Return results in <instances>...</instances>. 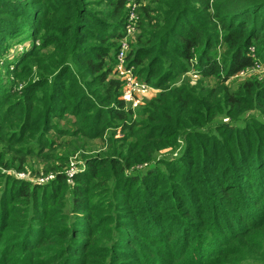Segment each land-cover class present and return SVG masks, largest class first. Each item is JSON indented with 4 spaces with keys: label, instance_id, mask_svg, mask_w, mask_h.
I'll use <instances>...</instances> for the list:
<instances>
[{
    "label": "trees",
    "instance_id": "obj_1",
    "mask_svg": "<svg viewBox=\"0 0 264 264\" xmlns=\"http://www.w3.org/2000/svg\"><path fill=\"white\" fill-rule=\"evenodd\" d=\"M67 1L62 8H41L37 18L44 38L25 56L32 65L17 64L11 73L15 79L29 78V84L17 82L26 84V95L20 98L16 84L10 89L0 85V143L16 158V171L23 172L27 156L46 158L43 136L36 151L22 145L23 140L35 133L32 129L55 128L51 118L60 120L63 113L75 118L78 133L85 137L100 138L107 129H118L122 136L107 139L110 146L98 158H86L83 172L72 176V187L62 172L43 186L7 178L0 188V264H264V157L259 168L247 166L241 182L244 196L237 184L222 181L221 174L195 205H187L188 191L180 190L189 182L184 180L186 165L202 188L207 181L203 168H195L202 163L199 148L206 141L216 144L215 135L206 132L234 133L217 118L238 109L242 115L247 99L264 115V84L246 82L241 92L225 85L252 64L245 49L264 46V0H98L107 8L100 13L102 20L113 26L104 29L105 23L97 27L86 13V0ZM131 1L139 6L137 33L126 60L140 81L158 91L139 121L129 119L122 82L113 73L115 60L107 51L113 42L106 45L120 38ZM60 10L76 14L68 19ZM0 15L12 16L3 8ZM217 29L224 33L221 42L234 51L228 68L206 50L218 39ZM190 70L199 79L192 86H176ZM205 78L216 82L204 84ZM16 126L17 135L11 131ZM179 144H187L194 157L183 154L175 163L178 183L167 182L170 174L153 166L148 174H132L141 160L170 166L158 159L159 152L178 150ZM148 185L149 196L132 197L141 188L145 193ZM158 197L167 202H156ZM210 197L213 214L203 204ZM240 204L251 209L244 212ZM210 216L218 228H209ZM202 230L207 232L201 237Z\"/></svg>",
    "mask_w": 264,
    "mask_h": 264
},
{
    "label": "rangeland",
    "instance_id": "obj_2",
    "mask_svg": "<svg viewBox=\"0 0 264 264\" xmlns=\"http://www.w3.org/2000/svg\"><path fill=\"white\" fill-rule=\"evenodd\" d=\"M67 2V0H53V2L49 3H46L45 0H0V8L5 9L10 14H12L10 18L6 15H0V19L4 18V21L0 22V30L3 31L0 32L1 87H3L4 89H10L15 86L14 84H16L17 90L21 89L18 92L20 98H23L24 95H26V92L24 93L26 84L17 82H26L27 84H29V78L26 79L24 76H21L20 78L15 79L13 74L11 73L15 70L17 64H25L26 67H31L32 63L29 59H26L25 56L28 54L30 49L34 47L33 45H35L36 41L39 42L40 38H44V35L42 33L43 31L39 29L40 21L37 18V14L44 5L48 8H52L56 7L57 4H60V7L58 8H62V6L66 5ZM85 2H88V4H90L86 7V13L91 17L94 25L98 27L102 26L100 23H105L106 25L102 26L103 29L112 26L110 20H102L100 16V13H104L107 11L106 6L100 4L98 0H86ZM138 7L139 6L132 1L127 5L120 38L115 40L110 39L106 43L107 45L113 42L107 51L108 54L115 60V63L117 62L118 51L123 50L124 54L127 55L132 50V45L135 42V35L137 33L136 11L138 10ZM60 11L59 14L68 19L72 17L74 18L73 14H76V12L64 13L62 11L61 12L63 14H61ZM79 20L82 23L86 22L83 17H79ZM44 25L48 27L49 24L45 23ZM214 34L219 39V37L224 33L222 30L217 29ZM218 39H214L216 40V42H213L212 44L207 46V53L213 59H215L216 62H220L224 64L225 68H228L229 63L234 56V51L227 49L226 46L221 42V40ZM198 54H200V52H198ZM245 55L250 59L252 64L244 70H241L231 76L230 79L225 83V85L234 92H241V90L243 91V85L246 82L264 84V46L250 45L245 49ZM259 55L262 56V58L258 57ZM111 76L113 77V74H111ZM198 79L199 77L197 76V74L190 70L186 75L179 77V80L175 83V85L181 86L185 84V86H192ZM32 82L30 84H32ZM215 82V79H204V84L208 83L209 85H212ZM149 88L151 90L146 95L141 97L140 104L137 103V105L134 106H132L131 104L127 105L131 110L129 119L139 121L144 118L141 114L143 108H145L148 102H150V100L158 94L157 90L152 89L151 87ZM245 97L248 98V96ZM246 102L248 105L244 109L242 115L241 109H238L229 111L228 117L226 118H221L222 116L217 118L218 121L221 120L222 125L225 126V124H227V126L234 130V133L232 135L224 131L220 133L214 128L206 132L210 136L215 135L216 144H210V142L206 141L207 144L199 148V150L203 152V156L201 157L202 163L197 164L195 168H197L198 170L203 168L202 170L205 171L204 175H209L207 181H205V185L203 186L204 189L202 188V184L199 181H193L192 176L194 172H189L188 166H185L184 180H189V182H183L180 190L183 191L184 189H186L188 191V194L184 195L185 197H188L186 198L187 205H195V201L198 200L199 194H204V191H207L208 188H210V182L215 181L213 179L217 178V174H221L220 179L222 181L237 184V192H239L240 196H244L246 194L243 193L244 181L242 179V176L247 173V166L249 167L251 165L253 168H259L260 165L263 164L262 158L264 157V151H261L262 147V149L264 150V115H260L258 112H256L255 108L249 105V103L251 102L248 99ZM260 104L262 108L261 111L264 112V103L261 102ZM227 108H225L223 111L225 116L227 115ZM248 119H251V121L247 122ZM51 121L57 131H62L66 134H64V136H59L57 132H55V128H44L43 131H40L42 129L36 131H34V129L30 130L31 132L35 133H30V135H28V137L23 140L22 145L26 146L27 149L31 147L34 151H36L38 149L40 137L43 136L45 149L42 151V154H44L46 158L27 156L23 172L16 171V169L18 168L16 158H14L11 154H6V145H4V143H0V173L3 174L0 177V188L1 185L4 186L8 181L7 178H13L17 181L22 180L27 183L37 184L39 186L50 184L55 181V172L64 173L67 177L66 183L68 184V186L72 187L74 185V183L72 182V176L83 172V170L85 169L86 158H98V156L100 154H104L106 152V149L110 146L107 139L111 137L115 140H119L122 136L121 132H119L118 129L115 130L114 133H111V130L107 129L100 138L93 136L85 137L82 134L78 133V125L76 124V120L68 113H63L60 120L54 117L51 118ZM256 124H259L263 128L256 130ZM11 131H13L15 135H17L19 134V127L16 126ZM69 133H76V136L72 137L69 135ZM180 145L181 144H179V146ZM256 146L258 153L256 150ZM2 153L3 155H1ZM159 153L160 154L158 155V159H160V157L161 159L164 158L167 162H169L170 166L164 167L162 164L156 163V160L148 162L141 160L138 161L139 163H137L132 168V174H148L149 169H151L153 166V169L156 168V170H158L162 175L167 176V173L170 174L168 176V179H166L167 182L173 181L178 183L179 180L176 176L180 170L176 169V167L180 162L179 159L183 154L187 157H194L188 152V145L182 144L181 148L179 147L178 150L172 151L164 149ZM206 154L209 155L205 156ZM12 160L15 162H13ZM172 160H175V162ZM127 172L129 173V171ZM195 173L198 175L196 171ZM241 182H243L242 186ZM162 188L163 185L159 187L158 191L162 190ZM122 190H125L124 187ZM167 190V192L169 193L172 192V188L170 189V187ZM151 192L152 188L150 185H148L146 186L145 193H143V188H141L140 190H137V192H135L136 194H134V196L132 197L137 198L140 195L149 196ZM177 196L178 195L173 194V199L176 200ZM211 198L212 197L209 198V201H204L203 203L207 213L209 214H213L215 210V208H213ZM216 201H218V198H216ZM156 202L162 203L167 202V200H160V197H158L156 199ZM67 205L69 208L70 203H68ZM241 205L242 204H240L239 206L244 212H246L248 209H251L250 205ZM249 212L252 214L253 211ZM207 220L210 229L218 228L213 222L211 216L208 217ZM175 228L178 227L174 225L173 229ZM206 232L207 231L202 230L200 232L201 237ZM238 248L241 247L238 246Z\"/></svg>",
    "mask_w": 264,
    "mask_h": 264
},
{
    "label": "built area",
    "instance_id": "obj_3",
    "mask_svg": "<svg viewBox=\"0 0 264 264\" xmlns=\"http://www.w3.org/2000/svg\"><path fill=\"white\" fill-rule=\"evenodd\" d=\"M114 74L122 82L121 99L128 105L140 104L142 96L151 89L134 74V69L126 60L123 50L117 52V62L115 63Z\"/></svg>",
    "mask_w": 264,
    "mask_h": 264
}]
</instances>
